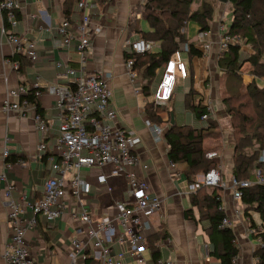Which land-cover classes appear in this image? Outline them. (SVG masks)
Wrapping results in <instances>:
<instances>
[{"label":"crops","instance_id":"0c3cea01","mask_svg":"<svg viewBox=\"0 0 264 264\" xmlns=\"http://www.w3.org/2000/svg\"><path fill=\"white\" fill-rule=\"evenodd\" d=\"M18 1L20 22L17 31L25 34L27 38L37 44L38 59L31 60L32 64L27 66L24 72L5 65L4 59L12 56L13 47L3 35V16L0 13V176L3 173L6 175L5 180L0 178V264H6L3 253L11 237L8 221L11 202H20L23 207V218L29 219L33 214L30 204L42 196L44 181L51 174L47 156L55 152L61 113L58 97L47 91L43 92L38 102L42 113L49 121L50 130L47 150L42 152L39 157L37 151L42 137L34 119L36 109L25 115L3 111L7 90L20 84L30 87L35 83L42 86L66 83L68 80L63 75L65 66H77L80 61L79 40L73 39L71 44L66 46L64 36L58 31V27L66 16L64 13L65 0ZM213 1L215 2V11L213 20L210 21V28L215 32L217 24L221 20L230 28L233 18L230 0ZM75 2L70 15L73 18L78 15ZM143 4L144 0H95L92 2L90 6L92 19L102 26V31L92 36V45L88 50L86 65L90 72L109 75L108 82L113 91L111 103L118 112L119 126L136 131L142 139L138 145L142 163L137 167V171L147 180L150 192L162 199L160 211L153 214L151 219L154 227L158 228L157 230L165 227L171 240L169 244L161 241V255L172 258L177 264H218V260L210 256V246L204 231L209 223L206 224L205 221L198 220L199 214L196 208H194V219L185 216V210L191 207L190 194L184 193L189 183L181 168L169 160V146L165 139V130L168 126L166 123L163 124V132L158 133L155 124L151 122L150 125L147 124L144 106L152 98V95L147 97L143 93L141 78L135 85L127 74L125 65V52L129 51L127 41L140 37L139 33L130 30L129 24L131 20H138L139 25L140 17H143L141 10ZM199 6L197 5L195 8L192 6V9L196 10ZM184 32L190 41L195 44L200 43L202 30L199 23L188 22ZM155 45L159 46V43H155ZM241 52L244 57L253 54L255 52L254 43H243ZM172 58L177 62L175 91L180 90L181 92L182 90L180 99L184 101L185 94L191 88L203 95L204 99L210 90L216 108L214 119L217 121L227 120L228 116H222L220 113L221 104L213 81L207 84L208 88L204 87V79L200 81L202 74L207 75L209 72L211 74L218 65L207 64V58L204 56L191 59L186 51L175 53ZM262 61H264V54ZM56 62H62L63 65L57 66ZM193 71L194 82L191 79ZM243 74L246 83L255 79L258 85H264V78L251 75L249 67L243 69ZM158 78L160 79V73ZM138 88L140 89L137 90ZM175 104L176 100L173 98L170 108L174 110ZM185 113L187 114L186 110ZM163 116L167 118L168 113H164ZM191 116L190 125L200 126L201 122L196 116L193 113ZM185 117L186 115H181V122L176 121V123L186 124ZM225 132L223 145L216 151L221 156L219 157L220 163H222L224 180L227 185L214 187L213 192L216 197L222 200L225 212L232 222L236 242L240 248L238 263L257 264L255 252L260 246L256 238L249 232L250 224L247 221L245 205L233 199L228 184L233 176L234 141L231 129H226ZM6 148L10 153L8 158L16 159L9 169L5 168L4 150ZM19 159H23L25 164L18 163ZM109 172L110 166H93L81 171L82 177L91 186L90 192L83 196V203L94 216L114 213L116 202L127 200L130 197L128 186L123 177H109L106 183L99 182V176L102 173L108 175ZM9 186L14 187L10 196L7 195ZM238 206L243 210L241 215H237L234 211ZM248 215H252V219L260 226L261 230H264L257 212L249 211ZM75 235L68 214L55 222H50L44 216H39L37 225L28 229L26 236L34 264H67L70 260L71 240ZM199 241L202 243L200 244ZM206 245H208L207 250Z\"/></svg>","mask_w":264,"mask_h":264},{"label":"built area","instance_id":"2783aa9c","mask_svg":"<svg viewBox=\"0 0 264 264\" xmlns=\"http://www.w3.org/2000/svg\"><path fill=\"white\" fill-rule=\"evenodd\" d=\"M94 1L76 0L77 17L65 16L58 27L66 46H69L73 39L79 40V65H66L64 69L63 75L68 81L46 86L35 83L28 87L20 84L7 90L3 111L25 115L36 109L34 119L42 137L37 151L39 157L47 150L50 125L30 97L33 96L38 101L45 91L56 95L61 113L55 152L47 156L51 174L44 181L42 196L30 204L32 216L24 219L20 202H11V211L8 213L11 237L3 253L6 264H34L26 238L28 229L37 225L39 216L55 222L65 214L69 215L76 234L71 240L70 260L67 264H79L80 260L83 264L87 257L94 258L98 264H177L170 257H154L148 245V235L158 231L151 216L160 211L162 199L150 192L147 180L137 171V167L142 163L138 152L142 139L136 131L119 126L118 112L111 103L113 91L108 82L109 75L90 72L86 65L92 36L102 31V26L92 19L90 13V6ZM19 8L18 0H0L2 32L6 41L13 47L12 56L6 57L4 62L14 69L20 68V61L16 56L32 61L38 59L37 44L17 31L20 22ZM213 31L209 28L200 34L199 45L207 59L219 60L221 53L230 46L244 43L241 35L231 32L222 20L217 24L215 32ZM127 45L130 53L144 54L152 51L155 42L137 38L127 41ZM181 51L188 52L189 45L183 44L179 52ZM56 65L62 66L63 63L56 62ZM125 65L130 81L138 84L140 75L134 70V59L126 58ZM176 68L177 62L171 58L160 71L159 83L154 92L156 102L165 103L172 98L177 84ZM205 105L207 113L203 114V120H207L209 116L214 118L216 108L210 90L205 96ZM147 124L150 125L149 120ZM155 129L158 133L164 130L161 125H155ZM9 155L6 148L4 157L7 169L14 164L8 160ZM207 157L221 156L218 151L212 150L207 152ZM259 162L264 163V150ZM18 163L25 164L23 159H19ZM93 166H110L108 175L102 173L99 176L100 183H106L109 177L125 179L130 197L116 202L114 213L94 216L84 206L83 196L90 192L91 186L82 177L81 171ZM0 178L5 180V173ZM228 184L233 199L241 202L244 188L254 184L264 185V172L257 167L253 179H239L233 175ZM226 185L222 163H219L216 168L196 175L184 193L191 194L202 186ZM13 189V186H9L8 196ZM222 208L225 211L223 204ZM234 211L237 215L243 214L239 206ZM251 216L246 217L250 224L249 232L253 234L256 228L252 227ZM221 225L232 226L227 214ZM258 229L261 230L260 226ZM256 241L259 246L264 244L261 237L256 238ZM162 242L169 244L171 240L166 237ZM155 246L161 248V242H156ZM205 248L207 250L208 245ZM235 261L238 263V256Z\"/></svg>","mask_w":264,"mask_h":264},{"label":"trees","instance_id":"16d2710c","mask_svg":"<svg viewBox=\"0 0 264 264\" xmlns=\"http://www.w3.org/2000/svg\"><path fill=\"white\" fill-rule=\"evenodd\" d=\"M104 1V0H101ZM196 0H144L142 15L149 22L150 29L142 30L138 20L130 21V30L140 34L139 38L159 43L160 49L144 54L125 52V58L134 59V70L142 79L143 93L152 98L144 106V113L152 124H169L165 130V139L168 143V157L172 164L178 165L188 183L200 173H206L216 168L220 162L219 157L208 158L207 152L220 149V145L209 146L207 139H220L223 135L219 123L212 116L203 120L207 113L205 99L197 92L185 94L184 104L201 122L200 126L190 124H171L173 108L165 103L156 102L153 86L160 71L172 56L179 52L182 45H189V57L201 58L203 51L199 44L190 41L184 29L188 22L196 21L201 30L210 28L213 20L215 2L201 0L198 9L193 10L192 5ZM75 0L64 1V13L71 15ZM232 4V24L230 31L238 33L244 43H254L255 52L244 57L241 45H232L223 51L218 60V66L225 73L224 82L221 84V99L230 119L233 138V175L239 179H253L255 169L260 167L264 172V163L259 162V157L264 150V85H258L255 79L246 83L243 78V66L249 63V73L257 78H264V0H230ZM20 61L19 70L24 72L30 66L31 60L16 56ZM30 99L36 103L37 110L42 112L40 104L33 96ZM164 113L170 116L164 118ZM15 162V158H8ZM209 187L202 186L190 194L191 207L185 210L187 218H195L194 208L199 214V221L206 220L209 225L204 229L210 246V256L218 260V264H238L235 261L240 253L236 242V235L232 226H222L226 216L222 208V200L214 195ZM241 202L245 205V213L255 211L260 216L261 225L264 226V185L254 184L243 189ZM252 227L256 232L252 235L264 242V230L252 220ZM168 231L163 226L148 235V245L154 257L161 256L160 247L156 242L168 237ZM255 255L257 264H264V244L260 246ZM83 264H98L92 257H87Z\"/></svg>","mask_w":264,"mask_h":264},{"label":"rangeland","instance_id":"374dc122","mask_svg":"<svg viewBox=\"0 0 264 264\" xmlns=\"http://www.w3.org/2000/svg\"><path fill=\"white\" fill-rule=\"evenodd\" d=\"M200 2H201V0H196L194 3H193V8H195L197 5L199 6L200 5ZM141 10L143 11V7L141 8ZM139 25H140V28H142V30H144V31H147V30H149L150 29V25H149V22H148V20L146 19V18H144V17H140V21H139ZM158 49H160V46H157V45H154L153 47H152V51H156V50H158ZM243 56H244V54H243ZM207 61V64H209L210 63V65L211 66H216V64L218 65V60L216 59V58H213V59H207L206 60ZM249 67V63H245L244 64V68L243 69H247ZM209 71V70H208ZM216 71H217V73H216ZM245 72V71H244ZM244 74H246V73H244ZM243 74V75H244ZM194 77H195V74H194V71H193V73H191V79H192V81L194 82ZM204 77H206V78H204ZM243 78H244V76H243ZM204 79V82H203V84H204V87L206 88H208V85L207 84H209V82H211V81H213V85H214V87H215V89L217 90V92H218V98H219V101H220V113H221V115L222 116H225V115H227L226 114V109H225V106L223 105V102H222V97H221V92H222V90H224L223 88H221L220 86H221V84L224 82V79H225V73H224V71L223 70H221L220 68H219V66L217 67V68H215V69H213V71L211 72V74H210V72L209 73H207V75H201V78H200V81H202ZM245 80V79H244ZM141 82H142V79H141ZM155 84H154V86H153V94H154V92H155V89H156V87H157V85H158V83H159V78H157L156 80H155V82H154ZM180 89H182L181 87H180ZM179 90V89H178ZM190 91H192V92H197L196 90H194L193 88H191V90ZM189 91V92H190ZM179 92H180V90L178 91V92H176V91H174V93H173V96H172V98L167 102L168 103V106L170 107V105H171V101L173 100V98H174V100H176V104H175V107H174V112H173V114H174V117H175V120L177 121V122H181V115H186V117H185V119H186V121H187V123L186 124H190L191 122V120H192V116H191V113H193L190 109H186L185 108V104H184V101H183V99H180V98H182V96H181V92H182V90H181V92H180V94H179ZM198 93V92H197ZM185 110L187 111V114L185 113ZM191 112V113H190ZM194 114V113H193ZM167 115V114H166ZM170 115L168 114V117H169ZM167 117V118H168ZM193 121H194V119H193ZM218 123H219V126H220V130H222L223 132V135H225L226 134V132H225V130L226 129H231V127H229V124H230V119H229V117L227 118V120L225 119L224 121H223V119H221V121H218ZM179 124V123H178ZM167 126L169 125V124H166ZM161 126H163V125H161ZM228 132H230V131H228ZM231 133H232V131H231ZM223 135H222V137L220 138V139H212V138H210V139H207L206 140V142H207V144L209 145V146H217V145H220V146H222L223 145ZM220 163V162H219ZM207 190H210V191H213L214 190V187H210L209 189H207ZM205 221V223L207 224L208 222L206 221V220H204ZM199 243L201 244L202 242H200L199 241ZM79 264H82V260H80L79 261Z\"/></svg>","mask_w":264,"mask_h":264},{"label":"water","instance_id":"95a60500","mask_svg":"<svg viewBox=\"0 0 264 264\" xmlns=\"http://www.w3.org/2000/svg\"><path fill=\"white\" fill-rule=\"evenodd\" d=\"M175 123H176V120H175L174 114H172V116H171V124H175Z\"/></svg>","mask_w":264,"mask_h":264}]
</instances>
